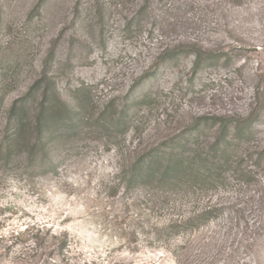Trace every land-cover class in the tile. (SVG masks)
I'll use <instances>...</instances> for the list:
<instances>
[{
  "label": "rangeland",
  "instance_id": "374dc122",
  "mask_svg": "<svg viewBox=\"0 0 264 264\" xmlns=\"http://www.w3.org/2000/svg\"><path fill=\"white\" fill-rule=\"evenodd\" d=\"M43 91L58 135L0 169V264H264V0H0L1 145Z\"/></svg>",
  "mask_w": 264,
  "mask_h": 264
},
{
  "label": "trees",
  "instance_id": "16d2710c",
  "mask_svg": "<svg viewBox=\"0 0 264 264\" xmlns=\"http://www.w3.org/2000/svg\"><path fill=\"white\" fill-rule=\"evenodd\" d=\"M47 80L48 77L44 76ZM40 89V88H39ZM53 100H51V96L48 95L46 91H43L41 93V103L38 109V115L36 118L33 119V117L30 116L32 111V104L29 102L24 101V103L21 104V106H14L10 111V121L12 127L15 128V134L13 135V138L6 144L1 145L0 144V169L5 167L9 164L13 159L16 158H26L29 162L33 163L37 157L39 156V152L44 151L47 154V138L49 136L51 137H57L58 130L59 129H53V133H49L47 128H45L46 125L44 121L45 114H48L50 111L57 110L56 105L54 104V101L59 104L62 101L57 98L55 94H52ZM62 107L64 108L65 105L62 103ZM66 109V108H64ZM29 117L31 119H29ZM75 118H69V123H73ZM241 123H245V121H241ZM225 126V123H223ZM247 124V121H246ZM31 129L36 132L35 138H28V141L25 138L26 132L28 129ZM50 131V130H49ZM49 140V139H48ZM27 141V143H25ZM28 146V152L24 153L23 155L20 150L24 147ZM215 148H218L220 150L221 145H215ZM224 154L230 153V149L223 147L221 150ZM15 155V156H14ZM201 157H208L206 154H198ZM14 156V157H13ZM13 160V161H14ZM162 161L155 157L148 161L144 166L140 169L141 171H135L133 174V181L134 180H140L143 178L144 174L150 173V172H156L155 169H157L158 166H160ZM214 166V165H213ZM174 172L168 171V173L165 174V177H170L171 174ZM205 178H210L207 175L204 174ZM159 178H161L159 176Z\"/></svg>",
  "mask_w": 264,
  "mask_h": 264
}]
</instances>
